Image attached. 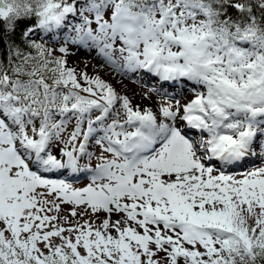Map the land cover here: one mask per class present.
I'll list each match as a JSON object with an SVG mask.
<instances>
[{"label": "snow or ice", "instance_id": "1", "mask_svg": "<svg viewBox=\"0 0 264 264\" xmlns=\"http://www.w3.org/2000/svg\"><path fill=\"white\" fill-rule=\"evenodd\" d=\"M0 264H264V0H0Z\"/></svg>", "mask_w": 264, "mask_h": 264}, {"label": "bare ground", "instance_id": "2", "mask_svg": "<svg viewBox=\"0 0 264 264\" xmlns=\"http://www.w3.org/2000/svg\"><path fill=\"white\" fill-rule=\"evenodd\" d=\"M79 58L82 59L84 61H86L88 64H91L92 66L95 65L97 67H99L100 65L103 64V60L101 58H99L95 52V50H93L91 52V54H89L87 51L85 50H81L77 56H73L72 60ZM92 71L93 68L91 67ZM101 75L103 76L104 79L108 80L109 82H111L116 88L117 90H122L124 92H126V94H128L130 97L133 98V103L134 104H142L144 106H147L149 104L148 100H141L140 96L142 92H146L148 90V88L151 86V84L153 83L152 81H149L147 77L144 78V82H138L136 77H121L119 74H117L115 71H113L111 68L105 66L104 69L101 70ZM123 80V88L122 85L120 83H118V81ZM167 87V86H166ZM133 93H135L136 95L133 97ZM185 97H187L189 95V93L187 92V90H185L184 92ZM157 101L160 100V98L158 97H154ZM80 176H85L88 177L87 175H80Z\"/></svg>", "mask_w": 264, "mask_h": 264}, {"label": "rangeland", "instance_id": "3", "mask_svg": "<svg viewBox=\"0 0 264 264\" xmlns=\"http://www.w3.org/2000/svg\"><path fill=\"white\" fill-rule=\"evenodd\" d=\"M70 61H76L77 63L83 61L84 63H87L86 61H84L82 59H79V58H76V59L72 60V57L70 58ZM80 66L83 67L84 64L81 63ZM91 67H92V65L89 64V69L88 70H89L90 73L92 72ZM158 98H160V97H158ZM87 182H88V177H85V176H79V177L76 178V180H73V183L76 184L77 186L82 185V184H86ZM115 218L116 217L114 216L113 219H115Z\"/></svg>", "mask_w": 264, "mask_h": 264}]
</instances>
